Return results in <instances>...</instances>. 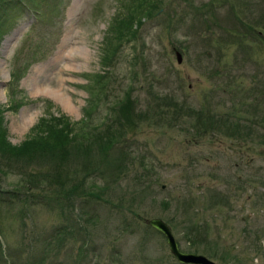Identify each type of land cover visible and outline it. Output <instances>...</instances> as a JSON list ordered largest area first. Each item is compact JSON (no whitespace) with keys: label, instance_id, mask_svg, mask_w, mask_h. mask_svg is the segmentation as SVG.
Masks as SVG:
<instances>
[{"label":"rangeland","instance_id":"1","mask_svg":"<svg viewBox=\"0 0 264 264\" xmlns=\"http://www.w3.org/2000/svg\"><path fill=\"white\" fill-rule=\"evenodd\" d=\"M51 1L55 17L32 24L19 14L4 36L13 41H0L7 141L32 137L42 116L77 122L86 87L96 85L89 74L105 70L107 98L128 90L144 99L152 91L162 97L164 114L152 119L151 111L139 123L129 117L137 125L104 165L94 164L104 143L90 136L80 156L54 162L65 183L47 191L17 186L24 174L46 168V160L23 168L4 160L0 264H181L165 236L144 221L152 217L169 226L181 251L215 264H264V0ZM138 4L131 34L106 30ZM33 44L41 58L17 72ZM107 50L113 55L103 65ZM186 107L200 111L173 121L177 108ZM111 114L102 101L96 105L91 133L104 140ZM70 123L68 133L76 127ZM96 166L82 181L84 169Z\"/></svg>","mask_w":264,"mask_h":264},{"label":"trees","instance_id":"2","mask_svg":"<svg viewBox=\"0 0 264 264\" xmlns=\"http://www.w3.org/2000/svg\"><path fill=\"white\" fill-rule=\"evenodd\" d=\"M56 5L57 3H52L51 0H34V6H31L29 0H0V41L4 35L12 29L14 26V19L19 14L25 13L32 24H42L55 17L57 13L54 12L56 10ZM153 5V3L147 5L148 8L145 10L147 11ZM41 8H45L46 12H42L40 10ZM141 9V6L138 4L136 7L131 9L128 14L124 16V18L114 20V22H112L114 25H112V23H108L106 30L109 32L116 31L117 36L123 35L124 33L128 36L135 30V28H130V25L128 24L129 20L132 17L135 18V13ZM54 23H50L45 31L48 32L50 28L55 26ZM105 45V48L107 49V42ZM33 47V50L30 48L26 50V59L28 62L21 64V67L17 68V72H20V70L22 72L26 66H28L30 60L33 59L34 61L41 58L42 52L40 53L39 46L33 44ZM109 52L110 50L104 52V55L100 59L103 65L109 64ZM111 54L113 55V50H111L110 55ZM107 73L108 70H105L102 73L89 74L90 77L95 79L96 85L91 88L86 87L89 92L87 106L84 107V113L77 122L70 123L69 121H66L67 118L60 117L62 115H59L58 117L53 115L47 118L42 116L30 128L31 131L33 130L34 135L17 145H11L6 139L5 130L1 124L3 109L0 104V165H4L5 160V163L18 162L19 168H23L25 166H30V164L38 160H46V168L43 169V167L40 168L38 166L34 173L29 172L26 175L23 173L24 176L19 180L17 186H21L23 189H26L32 185L33 187L45 188L44 190L47 191L65 183H60L62 180L65 181V178L61 174L60 168L53 165L54 162L57 164L60 159L66 160L69 157L71 159H75L80 156L81 154L79 152L84 151L89 147L86 141L90 138V136L93 137L94 143H104L102 152H100L98 147H96L95 151V155L101 156L102 158L97 159L99 162L94 160V164L97 163V165H104L107 163L105 158H108L110 153L116 151L111 149L120 140V137L126 132H129L132 127L137 125V123L133 120L131 121L130 118L136 119V122L139 123L142 120L141 117L144 114H150L151 111L152 114H150V116L152 119L159 118L164 114V109H161L160 107L162 97L157 93H152V91L147 93L144 99H141V97L137 94L132 95V91L128 90L124 91L122 96L120 95L121 97H115L116 95H112L111 98H107L109 91L105 94L103 90L104 85L101 83L102 78L107 76ZM87 85H89V83H87ZM149 100L151 101V104L148 106L146 104H144V106L141 105V103ZM101 101L105 104V106H107V110L112 112V114L108 117L110 122L112 121L111 125L107 124L102 129V135L106 136L104 140L102 136H99V134L101 135L100 132H97L98 134L95 133L97 125L92 124V121L94 120L92 117L95 112V107L96 105H99ZM152 105L157 108L156 111L150 110ZM199 111L190 110L188 107H186L185 110L182 109V111H180V108H177L176 112L173 113L175 117H172V119L173 121L179 119V116L181 115L194 116L195 113ZM129 113L133 115H130ZM168 118L170 119L171 117ZM153 122H155V120H153ZM196 122H198L197 116L194 123ZM69 123L71 126L74 124L76 125L72 133H68L69 131H72V128L69 127ZM94 130L95 132L92 134L91 131ZM249 133H252V130H250ZM259 139L262 143H264V134L259 137ZM118 144H116V146L119 149ZM97 167L98 166L93 169L88 167L85 168L81 175L82 181L90 178V176L94 173V170H98ZM0 171L2 170L0 169ZM74 171L77 172V170ZM73 179L78 181V176ZM77 187L79 188L81 185L78 183L76 185H71V187L67 189L72 191L73 188ZM82 192H85L84 186ZM90 193L93 195L95 194L93 191ZM41 196L44 197L43 194Z\"/></svg>","mask_w":264,"mask_h":264},{"label":"water","instance_id":"3","mask_svg":"<svg viewBox=\"0 0 264 264\" xmlns=\"http://www.w3.org/2000/svg\"><path fill=\"white\" fill-rule=\"evenodd\" d=\"M145 222L165 236L168 250L177 262L183 264H215L212 260L202 254L180 251L170 229L161 219L149 218L146 219Z\"/></svg>","mask_w":264,"mask_h":264},{"label":"bare ground","instance_id":"4","mask_svg":"<svg viewBox=\"0 0 264 264\" xmlns=\"http://www.w3.org/2000/svg\"><path fill=\"white\" fill-rule=\"evenodd\" d=\"M55 95H57V94H55ZM55 95H53V97H55L57 100H60L61 98V96H55ZM165 223V222H164ZM166 224V223H165ZM167 225V224H166ZM168 226V225H167ZM168 228H169V226H168ZM170 229V228H169ZM170 232H171V229H170ZM171 234H172V232H171ZM173 235V234H172ZM174 237V236H173Z\"/></svg>","mask_w":264,"mask_h":264}]
</instances>
